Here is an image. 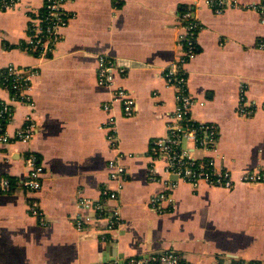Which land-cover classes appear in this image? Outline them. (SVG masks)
Returning <instances> with one entry per match:
<instances>
[{
    "label": "crops",
    "instance_id": "obj_1",
    "mask_svg": "<svg viewBox=\"0 0 264 264\" xmlns=\"http://www.w3.org/2000/svg\"><path fill=\"white\" fill-rule=\"evenodd\" d=\"M228 1L217 13L206 0H69L73 16L51 58L23 46L30 9H40L44 0L0 9V73L10 63L38 68L30 88L34 105L16 103L8 125L13 133L31 113L36 133L29 142L0 141V179L11 182L10 191L0 187V264H129L131 257L164 251L187 264L264 262V182H237L233 189L202 182L194 188L148 156L151 141L170 132L176 101L163 69L178 54L181 14L194 10L202 27L197 55L185 70L190 91L204 103L193 106L192 117L219 126L217 154L235 179L264 165V110L248 116L239 110L242 92L249 103L264 101V13L251 6L264 0ZM100 57L114 60L116 84L137 100L135 115L123 116L120 103L104 109L113 90L98 81ZM122 59L142 66H120ZM0 97L10 99L1 84ZM110 115L117 117L120 160L130 173L115 200L103 194L115 186L108 161L118 154L107 138ZM30 152L44 166L36 191L20 185ZM165 180L175 183L174 202L158 211L150 199ZM83 198L101 202L109 214L119 206L118 224L110 229L106 219L93 217L78 229ZM30 200L37 201L44 224L31 213ZM111 257L116 259L107 262Z\"/></svg>",
    "mask_w": 264,
    "mask_h": 264
},
{
    "label": "built area",
    "instance_id": "obj_2",
    "mask_svg": "<svg viewBox=\"0 0 264 264\" xmlns=\"http://www.w3.org/2000/svg\"><path fill=\"white\" fill-rule=\"evenodd\" d=\"M69 0H44L43 6L30 9L29 33L24 42V48L28 49L39 58H51L55 54L58 43L61 41L64 29L72 19V13L67 8ZM217 13H221L229 4L228 0H206ZM19 0H0V9L14 7ZM253 9L264 13V2L251 5ZM201 23L196 18L194 10H186L180 16L178 39V54L175 59L163 69V76L168 86L174 89L176 105L171 118L170 132L164 137H158L151 141L148 156L152 162L161 160L165 163V170L169 174L176 175L179 179L188 182L194 188L205 182L207 184L233 189L237 182L258 184L264 182V165L247 169L240 177L235 179L231 169L220 160L217 154L219 148V126L211 121H196L192 117V108L196 103L203 104L204 101L196 98L189 89L187 71L185 66L194 59L198 52L197 34L201 29ZM259 48L264 49V36L259 41ZM98 81L102 85L112 88V96L109 102L104 104V109L111 111L115 103H120L122 114L125 117L135 115L137 112V100L132 92L125 87L117 85L113 70L115 62L107 57H100ZM124 71L123 69H120ZM38 68H24L10 63L0 73V84L10 93V99L0 97V141L12 143L14 141L29 142L36 133V123L30 113L25 117L22 125L13 133L8 130L15 113L16 103H27L33 106V98L30 94L33 78L37 75ZM240 114L250 115L257 107L264 110V101L261 103H249L245 93L240 95ZM106 127L107 138L112 148L118 154L108 161L109 178L115 186L104 188L103 194L109 199H117L119 192L124 188L130 178V173L121 162L119 150V131L117 117L110 115ZM198 150L213 153L211 155L197 154ZM28 173L21 180L20 185L27 191H36L41 188L44 176V166L40 157L30 152L26 157ZM152 179L156 169L152 168ZM164 189L154 194L151 206L158 210L164 206H173L172 190L175 183L164 181ZM0 187L3 191L11 190V182L8 178L0 179ZM31 213L37 215L41 222L45 223L35 200H30ZM79 213L76 216V226L82 229L85 224L91 223L93 217L106 219L107 227L114 228L120 220V208L115 207L109 214L99 201L83 198L77 205ZM167 208V209H168ZM94 211L95 215L89 214ZM109 215V216H108ZM129 264H187L179 254L174 251H164L158 256L139 258L131 257ZM237 264H264L262 261H239Z\"/></svg>",
    "mask_w": 264,
    "mask_h": 264
},
{
    "label": "water",
    "instance_id": "obj_3",
    "mask_svg": "<svg viewBox=\"0 0 264 264\" xmlns=\"http://www.w3.org/2000/svg\"><path fill=\"white\" fill-rule=\"evenodd\" d=\"M123 61H120L118 60V64L121 66H127V65H133V66H140L142 63L138 62V61H129L128 59H122ZM142 66V65H141ZM221 256H225L224 254H221ZM119 257L123 258V255H119ZM116 257H111L110 259L107 260L108 261H112V260H115ZM123 262H126V261H123V259L121 261H119V264L123 263ZM227 262V261H226ZM239 262V260H234L232 261L230 264H237ZM104 263H106L104 261ZM224 263V258H221L220 261H219V264H223Z\"/></svg>",
    "mask_w": 264,
    "mask_h": 264
},
{
    "label": "trees",
    "instance_id": "obj_4",
    "mask_svg": "<svg viewBox=\"0 0 264 264\" xmlns=\"http://www.w3.org/2000/svg\"><path fill=\"white\" fill-rule=\"evenodd\" d=\"M242 261V260H241Z\"/></svg>",
    "mask_w": 264,
    "mask_h": 264
}]
</instances>
